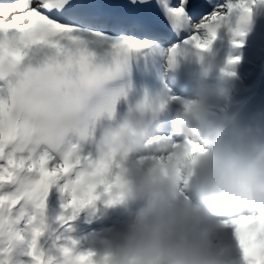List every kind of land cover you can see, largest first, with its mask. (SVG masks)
<instances>
[{"label":"snow or ice","instance_id":"obj_1","mask_svg":"<svg viewBox=\"0 0 264 264\" xmlns=\"http://www.w3.org/2000/svg\"><path fill=\"white\" fill-rule=\"evenodd\" d=\"M261 5L264 0H0V264H11L18 242L27 243L31 264H58L75 254L74 241L55 254L39 243L46 198L62 178L60 190L70 197L63 207L73 215L120 185L118 175L105 178L102 163L95 164L97 179H88L90 149L72 134L61 141L62 132L83 130L95 111L149 87L133 73L147 74L157 56L167 53L171 62L189 45L206 49L224 29L238 46ZM148 8L162 24L145 22L141 10ZM245 211L224 223L234 230L243 264H264V218ZM92 256L80 253L76 264H93Z\"/></svg>","mask_w":264,"mask_h":264},{"label":"clouds","instance_id":"obj_2","mask_svg":"<svg viewBox=\"0 0 264 264\" xmlns=\"http://www.w3.org/2000/svg\"><path fill=\"white\" fill-rule=\"evenodd\" d=\"M252 26L253 19L238 46L223 30L230 49L244 46ZM219 33L206 49L189 45L171 62L169 54L159 56L161 87L124 94L92 113L83 130L61 133V141L75 135L94 155L83 169L88 179H97L96 163L104 165L106 179L120 177L103 196L106 208L123 209L124 230L104 254L92 252L93 264H225L214 250L215 229L242 210L264 218V113L242 124L231 110L241 57L215 66L206 61ZM181 71L188 88L177 96L164 81ZM193 175L202 183L190 198L185 190ZM79 254L58 264H76Z\"/></svg>","mask_w":264,"mask_h":264},{"label":"bare ground","instance_id":"obj_3","mask_svg":"<svg viewBox=\"0 0 264 264\" xmlns=\"http://www.w3.org/2000/svg\"><path fill=\"white\" fill-rule=\"evenodd\" d=\"M221 2H224V0H221ZM219 37L224 42L221 45L224 48V53L229 49L228 53H232L234 51L235 54L233 56L239 55L241 57L240 61L244 63V65L238 66L239 69L246 68L248 72L253 75V79L250 80V83L256 82L257 76L262 73L261 67L264 63V5H261L254 10L253 26L245 41V44L250 45L249 50L230 49L227 40L224 39L223 30L220 31ZM213 46L214 43L211 47ZM246 84L247 83H244V85ZM70 178L74 179L75 177L73 175ZM65 182L66 179L62 178L57 182V185L53 186L49 190L43 213L50 216L51 226L41 237L40 243L42 242V244H44L46 240L49 242L50 240L52 242L55 241L56 243L54 249L56 251V247L60 246V241H65L67 243L74 241V253L93 252L97 257H99L107 250L114 247L118 242L119 237L124 230V221L121 223L120 230L109 229L108 225H106V221L103 222V216L104 214L106 215V212L109 209L104 205L106 197L103 195L100 196V198L92 205L81 209L73 215L70 209H65L63 207V205L66 204L70 198L66 192H62L60 190ZM201 182L202 180L198 175H193L189 179L185 195L191 198L190 191ZM61 216H72V219L61 220L59 219ZM100 223H103L105 229L100 232L95 230V233L90 236V242H92L91 245L89 244L87 246H83L80 242L83 240V237L80 236L81 233L90 228L91 225ZM217 241H219L220 244H217ZM48 250L49 248L46 247L45 251ZM214 250L221 255L225 264H228L227 258L229 256L234 257L233 264H237L242 261L239 246L235 239L234 230L231 226L224 225L215 229Z\"/></svg>","mask_w":264,"mask_h":264},{"label":"rangeland","instance_id":"obj_4","mask_svg":"<svg viewBox=\"0 0 264 264\" xmlns=\"http://www.w3.org/2000/svg\"><path fill=\"white\" fill-rule=\"evenodd\" d=\"M29 212V214L31 213V208L29 206V208L26 210ZM44 216V223L46 224L47 228L46 230H48L51 226V219L50 216L46 213H43ZM26 224V219L21 221V224L19 225V227L21 229L24 228ZM45 234V232H44ZM41 239V238H40ZM40 243V241H39ZM92 242L88 243V245H91ZM61 244H70L67 243L65 241H60L59 245ZM40 246L42 248V250L45 251V248L48 247L49 250L45 251L46 254H54L56 251L54 249V245L53 242L50 240V242L48 240H46L44 242V244H42V242L40 243ZM27 251H28V245L25 242H18L16 244V246L12 249V251L9 253V258H10V262L11 264H31V257H29L27 255Z\"/></svg>","mask_w":264,"mask_h":264}]
</instances>
